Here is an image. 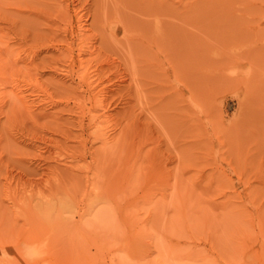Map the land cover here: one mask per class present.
Returning a JSON list of instances; mask_svg holds the SVG:
<instances>
[{
  "label": "rangeland",
  "instance_id": "rangeland-1",
  "mask_svg": "<svg viewBox=\"0 0 264 264\" xmlns=\"http://www.w3.org/2000/svg\"><path fill=\"white\" fill-rule=\"evenodd\" d=\"M0 264H264V0H0Z\"/></svg>",
  "mask_w": 264,
  "mask_h": 264
},
{
  "label": "bare ground",
  "instance_id": "bare-ground-1",
  "mask_svg": "<svg viewBox=\"0 0 264 264\" xmlns=\"http://www.w3.org/2000/svg\"><path fill=\"white\" fill-rule=\"evenodd\" d=\"M53 200H55V202H56V199H53ZM50 202H51V201H50ZM50 202H49V203H50ZM40 203L42 204V202H40ZM44 203H45V201H44ZM52 203H53V201H52ZM62 203H63V202H62ZM32 204H33V203H31V202H30V205H29V203H28V205L30 206V208H31L32 210L35 208V205H36V207H37L38 205H39L38 207H40V205H41V204H39V203H38V205H37V204H33V205H32ZM50 204H51V203H50ZM58 204H60V203L58 202ZM28 205H27V206H28ZM42 205H43V204H42ZM42 205H41V206H42ZM56 205H57L56 203H55V204L53 203V204H52V207L54 208ZM49 206H50V205H49ZM58 206H59V205H58ZM58 206H57V209H58ZM45 207H46V206H45ZM45 207H44V208H45ZM60 207H62V204H60L59 209H61ZM69 207H70V205H69ZM53 208H52V209H53ZM55 208H56V207H55ZM38 209H39V208H38ZM47 209H48V211H47ZM69 209H70V208H69ZM69 209H68V210H69ZM36 210H37V209H35V211H36ZM41 210H43V208H41ZM49 210H51L50 207H47V208H46V212H47V213L45 212L47 215H49L48 212L53 211V210H51V211H49ZM63 210L65 211V209H63ZM30 211H31V210H30ZM37 211H39V210H37ZM70 212L72 213L71 210H70ZM70 212H69V213H70ZM29 213H31V212H29ZM32 213H33V212H32ZM52 213H53V212H52ZM59 213H60V212H59ZM42 214H43V213H42ZM39 215H41V214L38 213V216H39ZM42 216H43V215H42ZM59 216H60V215H59ZM47 217H48V216H47ZM47 217H45V218H47ZM43 218H44V216H43ZM45 218H44V220H45ZM37 219H38V218H37ZM46 220H47V219H46ZM58 220H59V219H58ZM58 220H57V221H58ZM63 221H65V220H63ZM69 221H70V222L67 223V224H71L72 219H71V220L69 219ZM56 223H57V222H56ZM56 223H55V227H57V228L59 227V228L61 229V226H62V225H61V226L58 225V224H61V222H59V223H57V224H56ZM36 224H38V223H36ZM73 224H74V222H73ZM83 225H85V224H83ZM67 226H68V225H67ZM85 226H86V225H85ZM63 227H64V225H63ZM68 227H70V226H68ZM39 228H40V227H39ZM39 228H38V229H39ZM44 228H45V227H44ZM59 228H58V229H59ZM84 229H85V228H84ZM47 230H48V229H47ZM67 230H68V229H67ZM51 231H52V230H51ZM60 232H61V231H60ZM66 233H67V232H66ZM82 233H83V232H82ZM85 233H86V232H85ZM47 234H48V233H47ZM65 235H66V234H65ZM73 240H74V238H73ZM82 241H83V240H82ZM79 243H80V242H79ZM82 243H83V242H82ZM73 245H74V244H73ZM75 245H76V243H75ZM75 245H74V247H75ZM80 245H81V244H80ZM76 247H77V246H76ZM83 248H84V247H83ZM79 249H80V248H79ZM45 251H46V250H45ZM80 251H81V249H80ZM41 253H44V250H42V251L39 250V251H38V249H35L34 252H33V255L35 256V254L38 255V254H41ZM45 253H46V252H45ZM47 253H48V252H47ZM42 255H44V254H42ZM45 255H46V254H45ZM78 255H79V253H78ZM78 257H79V256H78Z\"/></svg>",
  "mask_w": 264,
  "mask_h": 264
}]
</instances>
